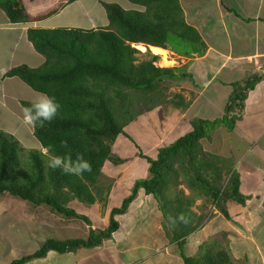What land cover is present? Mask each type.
Wrapping results in <instances>:
<instances>
[{"label":"trees","instance_id":"1","mask_svg":"<svg viewBox=\"0 0 264 264\" xmlns=\"http://www.w3.org/2000/svg\"><path fill=\"white\" fill-rule=\"evenodd\" d=\"M129 1L136 7L126 9L117 2L103 3L108 18L105 26L28 29L29 40L45 61L39 67L15 65L6 70L5 76H17L33 90L55 97L60 109L50 123L33 127L32 135L40 142L39 147L27 148L16 134L0 128V195L9 194L34 205L45 204L60 216L90 224L89 217L71 203L100 200L106 206L112 184H100L103 167L108 161L125 162L113 151V145L119 135L127 134V125L162 105L183 109L190 105L180 93L166 99L172 80L180 79L176 73L179 69L157 65L159 55L141 59L137 44L174 50V42H179L194 49L203 48L200 33L185 21L179 0ZM0 8L13 23L32 19L23 0H0ZM263 76L234 82L222 116L193 118L191 130L160 147L156 157L141 150L140 155L149 163L150 175L136 179L121 204L112 207L106 228H91L87 237H49L34 252L15 258L10 264L43 258L50 251L67 253L99 246L104 239L112 238L120 226L117 216L126 213L141 191L157 200L163 230L171 243L178 244L185 264H232L230 250L218 241H204L198 255H187L185 246L187 238L205 220V214L193 209L198 198L211 200L226 216L228 199L242 204L248 199L240 188L235 155L207 148L204 141L213 138L219 125L234 130L243 117L248 91ZM30 102L22 100L24 107ZM53 149L58 155L75 157L82 153L92 171L77 177L50 169L47 158ZM182 183L189 193L178 189Z\"/></svg>","mask_w":264,"mask_h":264},{"label":"crops","instance_id":"2","mask_svg":"<svg viewBox=\"0 0 264 264\" xmlns=\"http://www.w3.org/2000/svg\"><path fill=\"white\" fill-rule=\"evenodd\" d=\"M70 1L76 9H87L85 5H82V0H23L32 19L26 22L13 23L4 10L0 8L1 115L18 116V122H24L22 118V109L24 108L22 100H31V95L35 93L20 78L5 76V72L18 64L26 63L36 67V65L44 63V55L36 51L33 43L28 38V29L37 25L40 27H58L57 24L51 23V19L47 17L54 13H62L65 7L71 5ZM179 1L185 21L197 29L205 46L197 49L189 46L183 47L181 49L182 53L176 49H165L159 46L149 45L148 48L155 47L168 52L167 60L169 63H163V54L159 55L160 63H157L161 66H172L179 69L178 71L176 69V73L180 79L172 80L171 90H173L174 96L175 94H182L185 99L190 101V105L185 109L173 105H162L147 113L150 114L147 115L150 118L146 116L148 120L144 119V122H141L136 118L127 127L130 126L150 132L154 134V138L148 140L142 133L137 136L138 141L136 139L130 140L124 136L125 140L122 141L121 145L124 150L130 148L135 150L139 145L140 149L138 151L142 149L144 154H146V151H152V149L158 151L160 147L166 146V142L171 143L183 134L184 130L177 131L181 120L189 114H193V117H203L202 114L197 116V113L193 110L198 104L200 96L210 91L224 94L223 102L217 106L219 108L218 114H214L211 118L215 119L224 114L234 82H243L247 79H253L255 75L264 74V0ZM91 2L96 6L100 0ZM107 2H117L126 9L136 7L129 0H109ZM104 11L106 13L105 7ZM45 21L46 24H43ZM107 23L104 25L88 23L89 26L84 28H97L105 26ZM36 60L38 61L35 62ZM5 85H11L14 92L5 91ZM215 92H213V95ZM208 96L211 103L212 95L208 94ZM166 106L173 107L171 111H175L176 118L172 128L164 127V130L159 131L157 126L160 121L158 112ZM207 106H204L202 110L207 109ZM243 109V117L237 121L233 131H230L225 125H219L214 131L213 138L206 139L204 145L212 149L225 148L224 153L232 152L235 155L233 157L236 159L237 170L241 174L243 173V176L240 174L241 182L244 178L251 177L250 175L257 174V177L254 179V183L244 185L245 188L240 186L242 193L248 196L244 204L228 199L226 209L229 216L218 211L220 215L217 216L219 220L217 225L212 223L214 227L211 225V229L206 231V225L203 224L187 238L185 250L189 256L198 253L200 245L207 240V234L219 233L216 236H220L223 240L220 243L230 250L233 258L232 264H264V76L254 88L248 91ZM152 117H156V119ZM146 120L147 124L145 123ZM1 124L2 122H0V128ZM8 126L10 125L8 124ZM16 127L18 126L16 125ZM21 127L24 126L21 125ZM236 147L237 149H235ZM128 154H130L129 151ZM151 156L153 157V155ZM156 156L157 154L154 157ZM141 158L146 160L142 156ZM129 160V158H125V162ZM243 164H248L251 168L247 167V170H242ZM252 168H255L259 173H249ZM107 169H110L109 172H113L109 174L113 179H116L121 171L118 170L116 172L117 176H115L114 167L105 166V169H103L104 174H107ZM245 183L242 182L241 185ZM119 185L120 179L117 178L114 187ZM110 190V197L117 196L114 189L113 192ZM125 191L121 192V199L126 195ZM140 193L141 195H137L126 213L117 216L120 226L113 233L112 238L104 239L99 246L81 247L67 253L50 251L47 256L32 259L24 264H99L101 262L107 264L111 257H105L106 251L111 252L116 258L113 259L114 264H185L176 242L170 243L172 246L169 249L160 252L151 245L154 235L150 232L157 224L162 227L163 215L157 200L152 194H146L143 191ZM71 205L91 220L88 224L82 219L69 218L71 222L74 226L85 225L89 231L91 228H106L109 224L110 210L114 207L108 204L104 207L103 202L100 200H96L91 204L73 201ZM151 213H154V215ZM136 237L139 243H137ZM125 239L127 241L122 243L121 241ZM189 242L193 243L194 246L189 245ZM141 245L146 248L141 247ZM84 248H91L92 251H85ZM36 249L38 248H31L27 251L22 250L18 257L32 253ZM101 252L104 253L103 256ZM128 254L132 255L130 259L127 258Z\"/></svg>","mask_w":264,"mask_h":264},{"label":"rangeland","instance_id":"3","mask_svg":"<svg viewBox=\"0 0 264 264\" xmlns=\"http://www.w3.org/2000/svg\"><path fill=\"white\" fill-rule=\"evenodd\" d=\"M91 1H94V0H82V5H85L87 9L85 8L76 9L74 8V5L70 1L69 3L71 5L68 7H65L62 10L63 11L62 13L60 14L54 13V14H51L47 18L51 19L50 20L51 23L57 24L58 26H83L85 27V26H89L88 23H92L94 25H104L105 23H107L108 19L104 11L103 3L109 0H100V2L96 6H94V3ZM47 18H45V20H47ZM43 24H46V21ZM174 46H175L174 48L180 52L183 47H188L186 44L183 45L182 43H179V42H174ZM138 49L141 51V53L139 54V57L141 59L150 58L153 54L155 55L163 54V58L166 57L167 59V56H166L168 53L167 51H163L155 47H154V50H151V48H148L146 46H145V50H142L139 47ZM159 59L157 60L158 63H160ZM37 61L38 60H36L35 62ZM41 65L42 64L40 63L36 65V67H39ZM5 87H6L4 88L5 91L10 90L11 92H14V90L11 88V85L10 86L5 85ZM29 88L31 89V91H34L35 93L34 95H31V100L34 101L37 97L40 96L41 92H37L33 90L31 87ZM213 92L215 91H210V92L205 93L203 96H200L198 104L193 108V110L197 113L196 114L197 116L202 114L204 118L211 119L214 114H218L219 108L217 106L218 104H221L223 102L224 94L215 92L213 95ZM166 93H167L166 99H170L171 97H174V92L173 90H171V84L169 86V89H167ZM208 94L212 95L211 103L209 102ZM204 106H207V109L202 110ZM172 109L173 107L166 106L159 110L158 112L159 115L157 114L160 117V121L157 123L159 131H161L162 129L164 130V127L172 128L173 122L176 118V115H174L175 111H171ZM149 112L150 111L144 112L139 117H137V119L141 122H144V119L148 120L147 117L150 118V116H147V115H150V114H147V113ZM1 114L2 113L0 112V122H2L1 129L16 134L20 138L21 143L25 145V147L27 148L29 147L35 148V147L40 146V142L36 140L34 135H32L33 126L27 125L24 122H18V119H17L18 116L12 117L13 115L6 116V115H1ZM153 115H156V114H153ZM168 116L170 119L168 118ZM192 117H193V114H189L186 118L181 120V123L178 124L179 128L177 129V131L181 132L182 130H184L183 132L184 134L185 132L188 131V128L189 130H191L192 128L191 121L193 118H195V117L193 118ZM152 118L156 119V117H152ZM147 120L145 122L146 124H147ZM8 124L10 126H8ZM16 125L18 127H16ZM21 125L24 127L22 128ZM125 131L127 135L121 134L118 136L117 140L115 141L113 145V151L117 153L118 155H120L122 158H129L130 160L127 162L121 163V164H114L111 162H106L103 167V169H105V166L107 167L113 166L115 169V173H114L115 176H117L116 172L118 170H121L117 177L120 179V185L118 187H114L116 184L117 178L113 179L112 177H110L109 174L113 173L112 171L109 172L110 169L106 170L107 174L103 173V177L101 178V181H100V184L102 186L107 184L106 187H108V185L112 183V187L110 191L113 192V189L116 191L117 196L114 195L111 197L109 196L107 198L109 199L107 200V204L109 206L120 205V203L122 202L121 192L125 191L126 189L125 192L127 194L131 190L132 185L136 179L145 178L150 175V171L148 168L149 163L147 160H144L141 158L140 151H138V149H140L139 145H138V148H136L135 150L132 148H130L129 150L127 149L124 150L122 149L124 147H122L121 145H122V141L125 140L124 136L129 138L130 140L136 139V141H138L139 139L137 136L140 133L145 135L148 138V140H151L152 138H154V134L150 132H145L141 129H135L134 127H130V126L126 127ZM173 131L175 132L174 129ZM168 144L170 143H167V142L165 143V145H168ZM237 147L235 149H237ZM43 151H45V149H43ZM128 151L130 154H128ZM224 151H225V148L221 150V153L223 154ZM157 153L158 151L152 149V151H146L145 155L147 156L153 155L154 157ZM230 154L231 152L224 153V155H230ZM242 166H243L241 167L242 170H247V167L251 168V166L248 164H243ZM249 173L255 174V173H259V171H257L255 168H252V170ZM241 175L243 176V173ZM250 176L253 179L249 176H248V179L244 178L242 182H246V183L241 185V187L245 188L244 185L247 186L248 183H254L255 181L254 179H256L257 174L250 175ZM178 189H184L187 193H189L190 191L184 183L180 184V187ZM138 195L140 196L141 193L139 192ZM75 207H78V206H75ZM193 209L199 214H205V217H204L205 220L203 224L206 225L205 226L206 231L211 229V225L212 227H214L212 223H215L216 225L217 223H219V220L217 219V216L220 215L218 212L219 210L215 207V205L213 204L211 200L205 202L204 198L202 197L198 198L195 205L193 206ZM151 214L154 215V213H151ZM155 215H156V211H155ZM150 233L154 235V240H152L151 245L155 247L157 251L159 252L164 251L166 249H169V247L172 246L170 244L171 243L170 239L166 236L163 230V227H161L160 225L157 224L156 227H154ZM88 234H89V229L85 225L74 226V224L71 222L69 218H64L60 215L53 213L51 209L45 204L34 205L31 202L23 201L9 194L0 195V264H10L9 261L12 260L13 258L18 257V255L22 252V250L27 251V250H30L31 248H39L43 244V242L49 237L66 239V238H73V237L75 238L87 237ZM216 235H219V233L207 234V239L208 240L212 239L213 241L215 240V241H218L219 243L223 242L221 237L216 236ZM135 239L137 243H139L138 238L136 237ZM125 241H127V239L121 242L124 243ZM148 241L149 239L147 240V242ZM189 245H191L192 247L194 246L193 243H190ZM141 247L146 248L143 245H141ZM84 249H86L85 251H88V252L92 251L91 248L90 249L84 248ZM101 255L103 256L104 253L101 252ZM105 257L112 258L108 260L107 264H114L113 259H116V258L114 257V255H112L111 252L106 251ZM131 257H132L131 254L127 255L128 259H130ZM232 259L233 258H231V260ZM99 264H104V262H101Z\"/></svg>","mask_w":264,"mask_h":264},{"label":"clouds","instance_id":"4","mask_svg":"<svg viewBox=\"0 0 264 264\" xmlns=\"http://www.w3.org/2000/svg\"><path fill=\"white\" fill-rule=\"evenodd\" d=\"M157 62L158 61L155 63L159 65ZM59 109L60 104L55 97L49 96L46 93H41L39 97L22 109V118L27 125L43 127L46 123H50L56 117ZM51 152L52 154H49L47 158V166L50 169H60L65 174L77 177L82 176L86 172L92 171L90 162L85 159L82 153H76L75 157H73L71 154H54V149L51 150ZM181 219H183V217H181ZM170 222L172 224L175 223L174 220H170Z\"/></svg>","mask_w":264,"mask_h":264},{"label":"bare ground","instance_id":"5","mask_svg":"<svg viewBox=\"0 0 264 264\" xmlns=\"http://www.w3.org/2000/svg\"><path fill=\"white\" fill-rule=\"evenodd\" d=\"M137 46L142 49V50H145V45L144 44H137ZM167 56V55H166ZM163 63H169V61L165 58H163Z\"/></svg>","mask_w":264,"mask_h":264}]
</instances>
